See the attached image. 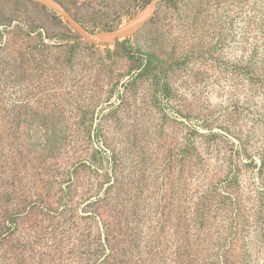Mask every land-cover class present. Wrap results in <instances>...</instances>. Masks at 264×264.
<instances>
[{
	"label": "rangeland",
	"instance_id": "rangeland-1",
	"mask_svg": "<svg viewBox=\"0 0 264 264\" xmlns=\"http://www.w3.org/2000/svg\"><path fill=\"white\" fill-rule=\"evenodd\" d=\"M0 25V264H264V0H159L110 46L31 0Z\"/></svg>",
	"mask_w": 264,
	"mask_h": 264
},
{
	"label": "water",
	"instance_id": "water-1",
	"mask_svg": "<svg viewBox=\"0 0 264 264\" xmlns=\"http://www.w3.org/2000/svg\"><path fill=\"white\" fill-rule=\"evenodd\" d=\"M34 3L51 8L60 12L73 30L86 41L102 46H110L122 38L134 34L142 25L149 21L154 13L159 0H149V2L130 19L124 23L108 30L91 31L77 23L56 0H31Z\"/></svg>",
	"mask_w": 264,
	"mask_h": 264
},
{
	"label": "built area",
	"instance_id": "built-area-1",
	"mask_svg": "<svg viewBox=\"0 0 264 264\" xmlns=\"http://www.w3.org/2000/svg\"><path fill=\"white\" fill-rule=\"evenodd\" d=\"M35 32H36V33H39L44 41L47 40L46 37H45L44 29L39 28V29H37ZM4 39H5L4 26H3V25H0V41L2 42V41H4ZM159 99H160L163 103H165V101H166V99H165L162 95L160 96ZM171 112H172V111H171ZM172 114H173V116H174L177 120L186 123V119H185L182 115H180L179 113H177V112H172Z\"/></svg>",
	"mask_w": 264,
	"mask_h": 264
}]
</instances>
